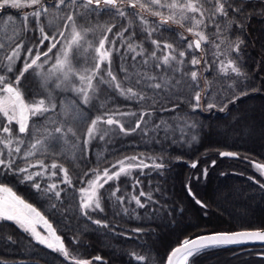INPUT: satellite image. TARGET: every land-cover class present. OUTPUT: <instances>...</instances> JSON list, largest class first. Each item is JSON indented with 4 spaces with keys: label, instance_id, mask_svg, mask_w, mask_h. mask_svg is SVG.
<instances>
[{
    "label": "trees",
    "instance_id": "obj_1",
    "mask_svg": "<svg viewBox=\"0 0 264 264\" xmlns=\"http://www.w3.org/2000/svg\"><path fill=\"white\" fill-rule=\"evenodd\" d=\"M213 1L197 0L204 11L203 17L188 13L189 19L184 20L176 13L175 21L179 22L167 23L152 13L172 15L169 8L153 5L150 0H138L135 8L129 7V0L123 3L118 0V7L125 12L122 17L110 7L102 12L84 9L79 0L76 5L68 0L60 7L56 6L57 0H40L38 5L20 0L21 7L9 4L0 8V76L19 88L27 103L44 99L55 104L52 112L38 119L32 117L25 134L18 132L15 121L9 125L0 114V131L8 126L13 135L24 139L23 145L17 147L19 152L16 148L2 150V158L11 152L15 166L27 168L29 174L38 170L41 175L34 180L42 190L38 191L33 182L24 179V173L4 167H0V184L10 186L52 222L67 252L65 256L39 244L14 221L0 220L3 264H76L81 260L91 264H165L170 251L183 240L224 229L230 217L216 202L228 188L214 185L264 181L253 166L254 162L264 163V7L244 6L237 14L221 15L215 9L210 10ZM142 4L148 7L142 8ZM41 8L48 11L41 12L37 19L33 13ZM70 14L74 21L67 20ZM192 17L202 19L203 23L194 27ZM73 24L81 39L69 50L71 76L80 88L86 87V80L80 81V76H93L88 104L83 103L81 93L70 89L69 83L56 87L54 79L46 76L69 49ZM41 27L55 41L50 39L40 45ZM190 27L193 32L188 31ZM196 32H203L207 40L201 42L200 49H189ZM105 36L103 51H111V56L101 63L97 72L96 49ZM153 40L161 47L152 44ZM238 41L244 42L239 46L240 53L245 55L250 50L251 54L259 55V60L235 61L242 73L239 76L230 68L221 70ZM52 42L57 47L48 54L47 63L41 56L38 64L42 67L34 66L26 72L17 86L16 77L24 64L30 63L37 51L47 52ZM18 44H22L19 49ZM164 44L173 48L166 50ZM28 48L33 49L31 56ZM13 50L19 53V58L9 61ZM168 51L176 56V61L164 65L162 57ZM153 52L156 59L152 58ZM180 52H185L183 58ZM193 57L200 63L192 65ZM181 59L183 63H177ZM157 63L161 64L159 69L155 67ZM109 70L116 76L115 81L108 75ZM192 71L197 72L195 81L191 79ZM116 84H120V89ZM154 84L161 87L155 88ZM128 88L137 95H122L121 89L126 92ZM197 92L201 93L199 107H195ZM242 92L247 95H241ZM209 103L216 107L209 110ZM142 113L148 114L139 129L125 133L118 125L101 122L94 130V138L84 145L91 121L97 117L106 120L111 116L125 129H133ZM57 127L63 131L57 133ZM101 136L104 138L100 139ZM44 138L45 144H41ZM223 150L235 151L239 156L223 158L220 155ZM133 156L137 157L136 161L126 159ZM140 161L149 167L133 168L105 183V169L112 175L120 167L127 168L129 163ZM33 162L36 166L29 167ZM194 162L196 168L191 167ZM154 163H162L164 167H152ZM53 164L57 167L53 168ZM61 169L67 170L70 184L63 182ZM98 176L95 201H99L103 211L95 209L94 204L92 209L82 210L81 189H89ZM52 184L57 185L55 191H61L59 198L44 191ZM192 184L204 186L195 192ZM189 187L194 195L189 193ZM117 188L119 191L114 196ZM141 191L144 196H140ZM133 196L139 197L144 207L138 206ZM120 197L124 198L123 202ZM199 199L202 204L197 203ZM84 211L88 214L84 215ZM96 220L101 224L94 223ZM243 247L249 246L207 248L189 258L188 264H251L263 259L252 253L229 251ZM141 256L145 258L143 261L137 259Z\"/></svg>",
    "mask_w": 264,
    "mask_h": 264
},
{
    "label": "snow or ice",
    "instance_id": "obj_2",
    "mask_svg": "<svg viewBox=\"0 0 264 264\" xmlns=\"http://www.w3.org/2000/svg\"><path fill=\"white\" fill-rule=\"evenodd\" d=\"M151 4L157 5L160 7H167L169 10L173 12L172 15L164 16L161 12L156 11L153 12L152 15L154 16H159L161 18V21L163 23H167L168 21H175V12L179 11L181 13L182 19L188 20L189 17L187 13H199L201 17L204 16V11L202 9V6L198 5L197 0H186L184 3L178 2V0H173V3L163 5L161 4V0H150ZM30 3L32 5H38L40 4V0H30ZM68 3V0H57L56 6L60 7L61 5H66ZM78 3V0H71L72 5H76ZM80 5L84 9H89L92 8L94 10H99V11H104L108 9L109 7L112 9H115L117 14L119 16H124L125 12L121 10L118 7V0H79ZM120 3H123V0H120ZM138 3V0H129V7L135 8ZM11 5L12 7H21L20 0H0V8ZM142 8H147V5H141ZM150 10V9H149ZM48 11L47 8H41L37 10L36 12L33 13V16L35 18H39L41 15V12L46 13ZM215 13L221 14V15H227V10L225 8V4L220 2V0H217V6L215 8ZM27 20V17L24 18ZM143 23L145 26H147V21L143 20L141 17ZM192 23L194 27H199L202 23L203 20H197L195 17H192ZM68 21H74L73 15H68L67 16ZM179 22V21H175ZM114 27V26H113ZM40 32L42 34V38L40 40V45H43L45 41L52 40L55 41V37H49L47 33L44 32L43 27H41ZM112 31V27L108 28V32ZM127 31V29H125ZM189 32H193V28L190 27L188 28ZM199 38L196 39L194 42L188 44V48L192 49L195 47V49H200L201 48V42L206 41L207 37L204 35L203 32H196L195 33ZM59 35H63V33H59ZM118 36L121 34H117ZM149 35H151V32H149ZM81 39V34L80 32L76 31L75 25L73 24V37L71 44L69 46V49H66L63 52V59H58L56 61V64L53 66V72L51 74H55L56 72L61 73L62 79L60 76L57 77L58 80H61L60 84H57V87H61L62 84L67 82L69 80V75L73 74V69L71 67V63L69 60V50L71 49L72 45H77ZM107 40V36H105L104 39H101L99 41V47L96 49V53L99 56V62L96 64V71L98 72L100 69V65L102 62L107 61L110 59L111 56V51H103L105 49V42ZM114 43V42H113ZM243 43L242 41H238L236 43L235 49L238 51L240 44ZM152 44L156 45L157 48H160L161 45L159 44L158 41L153 40ZM22 44H18L17 48H21ZM57 47L56 42H52L50 46L48 47L47 52H40L37 51L36 55L34 58L31 59L30 63H25L23 69L20 72V75L16 77V85L18 86L20 84L21 78L24 76L26 72H28L30 69H32L34 66L37 68H41L42 65L38 64V61H40L41 56L45 58L44 62L47 63V58L48 54L52 52L54 48ZM164 49L166 50H171L173 46L171 44H164L163 45ZM217 47H219L217 45ZM129 51L133 50V47L131 44L128 45ZM28 55L31 56L33 49L28 48L27 49ZM152 58L156 59V53L153 52ZM179 56L183 58L185 56V52H180ZM13 57H16L17 59L19 58V53L16 50H13L12 55L8 57V60L11 61ZM133 60L136 59L135 56L132 57ZM171 61H176V56L172 55L171 51H168L165 55L162 57V63L164 65H169ZM145 63H147V60H145ZM177 63L182 64L183 61L182 59L178 61ZM200 63L199 59H196L193 57L191 60L192 65H197ZM157 69L161 67L160 63H157L155 65ZM231 69L232 72L236 73L238 76L242 75L240 72V69L235 65V62L232 60H229L227 62V66H224L223 64L221 65V70L222 71H227L228 69ZM11 71V68L8 69ZM179 71V68L176 69ZM108 75L111 76L112 81L116 80V76L112 75L111 71L109 70ZM80 81L84 82L86 80V87L85 88H75L74 90L78 93H81L83 96V103L88 104L90 102V96H89V90L93 89V76H89L85 78L84 76L79 77ZM154 79V78H152ZM191 79L195 81L197 79V72L192 71L191 72ZM0 84L3 85L2 88H0V93H4V95H0V114L3 115V117L7 118L8 124L10 125L13 121H16V123L19 125L18 131L19 133H25L28 131V121L29 117H37V116H43L45 113L49 112L51 109L55 108V104H51V108L45 106V100L41 99L38 102L27 104L25 103L23 99V94L19 90L18 87H14L12 83L10 82H5V77L0 76ZM155 88H160L161 84H154L152 85ZM116 87L120 89V84H116ZM231 87V86H229ZM121 94L126 95V94H131V95H137L132 91L131 88H128L127 91L125 92L123 89H121ZM241 95H247L246 92H242ZM239 97H236L235 99H238ZM201 100V93L197 92L195 94V107H199ZM231 102H234L231 101ZM227 105H225L226 107ZM208 109L211 110L216 107L214 103H209L207 105ZM223 111L224 109H220ZM148 113H142L141 120L136 122V127L133 129H125L124 125L120 123L119 120L113 119L111 116H109L106 120L103 117H97L96 119L91 121V126L87 130V135L84 139V145L87 146L90 143V138H94V130L96 129V126L103 122L106 123L107 125H118L119 130L121 132L127 133L128 131H135L136 129H139L141 127V123L143 120V117L146 116ZM159 127V126H157ZM194 127V125H193ZM57 133H61L63 131L62 128L57 127L55 129ZM68 132H71V129H67ZM3 132L4 133H10V128L8 126L3 127ZM104 137L101 136L100 139H103ZM195 139V137H193ZM39 142V141H38ZM7 146V145H6ZM35 147V145H33ZM16 152H19L20 149L16 148ZM31 153H29L30 155ZM3 153H0V157H3ZM12 153L9 152L7 155V158H0V167L8 168L10 170L14 169L16 171H19L20 173H24V179L27 181L33 182V186L38 190L41 189V185L39 183H36L34 180L35 176L41 175V173H28L27 168H20L15 166V161H13L11 157ZM221 156L224 157H235L238 154L237 153H231V152H221ZM127 160L130 161H136L137 157L133 156L130 158H126ZM120 164H123L124 161L118 162ZM215 163V162H213ZM257 167L260 171L261 174H264V164H256L254 165ZM53 168H56L57 165L53 164ZM147 168L149 167L148 164L143 163V161H140L139 163H129L127 168L125 167H120L119 172H113L112 175H108V169L104 170V176L106 177L105 183L108 181H111L113 179H118L122 173L126 174L129 170L133 168ZM152 167H155L157 169L163 168L164 165L162 163H154ZM191 167L196 168L197 164L193 163ZM61 171L64 173V183L70 184L71 181L68 179V173L66 169H61ZM205 170V174H206ZM55 175V173H53ZM100 177H97V180H99ZM137 184H139V181H137ZM100 187H103V185H99ZM264 187V185H261ZM57 188V185L52 184L49 185L47 189H44L45 192H53L56 198H59L61 195V191H55ZM81 191H84V189H81ZM119 191V188H117L114 192L113 195L115 196L116 192ZM0 192L3 193H8L7 198H0V220H7V221H14L23 231L28 232L31 234V236L38 242L39 244L46 245L47 248L53 249L59 253H63L65 256L67 255V252L65 250V247L63 243L61 242V239L59 236L55 235V231L51 229V225L48 224L46 220H44L43 216L35 208L32 207L31 204L26 203L24 200H22L20 197L16 196L15 193L12 192L11 188H8L4 185H0ZM189 193H191V189L189 187ZM145 193L143 191L140 192V196H144ZM194 195V194H192ZM121 202H123V197L119 198ZM133 200H135L136 204L140 207H144V205L141 203V200L137 196L132 197ZM150 199V197H149ZM197 203H201V201L197 200ZM93 204L95 209H99L103 211L101 208V205L99 201H93L92 197L90 196L86 202H83L81 204L82 210H88L93 208ZM84 215H87V211L83 212ZM37 221H42L43 224L52 232V235L56 241V243L49 242L48 238L41 235L40 232L36 230L35 224ZM96 224H101V221L96 220L94 221ZM106 226V225H105ZM139 231V229L137 230ZM10 239V238H9ZM247 241H264V231L262 230H255V231H238V232H221V233H215V234H210V235H202L198 236L195 239H185L183 241V244L174 249L172 253L168 256L167 259V264H173V257H175L178 253L183 254V262L184 264H188L189 258H194L195 256L199 255L203 250L211 247H221V246H227V245H232V244H240L244 243ZM96 260H99L100 257H95ZM140 261H143L145 258L144 257H138L137 258ZM0 264H3V261H0ZM76 264H91V261L88 260H81L77 261Z\"/></svg>",
    "mask_w": 264,
    "mask_h": 264
},
{
    "label": "flooded vegetation",
    "instance_id": "obj_3",
    "mask_svg": "<svg viewBox=\"0 0 264 264\" xmlns=\"http://www.w3.org/2000/svg\"><path fill=\"white\" fill-rule=\"evenodd\" d=\"M220 2L225 4L227 13L237 14L244 6L255 8L257 6L263 5L264 0H220ZM217 6V0L211 2L210 10L215 9ZM264 12V11H263ZM255 26V25H254ZM244 43V42H243ZM236 46V45H235ZM234 52L226 56V62L232 61H255L259 60V55H254L250 53L243 55L241 51H237L235 47ZM238 53V54H237ZM264 164V163H261ZM260 174L262 180H264V174L256 169ZM264 181L252 182V183H239V184H217L214 186H222L228 188L222 193V198L218 199L216 203L222 205V210L227 213V222H225L224 229H217L215 231L209 232H231L244 229H259L264 228ZM195 189L193 191L198 192L202 189V184H194ZM201 201V199H199ZM216 203H212L216 205ZM202 204V201H201ZM206 234V233H205ZM207 235V234H206ZM230 253L247 252L257 255L261 261L251 264H264V246L262 247H243V248H230ZM226 264H244V263H226Z\"/></svg>",
    "mask_w": 264,
    "mask_h": 264
},
{
    "label": "rangeland",
    "instance_id": "obj_4",
    "mask_svg": "<svg viewBox=\"0 0 264 264\" xmlns=\"http://www.w3.org/2000/svg\"><path fill=\"white\" fill-rule=\"evenodd\" d=\"M164 0H161V4H171V3H173V0H169V2H165ZM179 2V1H178ZM181 3V2H180ZM170 12H171V14H173V12L170 10ZM178 14V15H180L181 16V13L179 12V11H176L175 12V14ZM188 14V13H187ZM191 14V13H190ZM182 17V16H181ZM192 37H194V40H196V39H198L199 37L194 33V35L192 36ZM225 66H227V62L225 63ZM52 72H53V70H52ZM51 71L50 72H47L46 73V76L49 78V79H54V86H56L57 87V84H60L61 83V80H58L57 79V77L58 76H60L61 77V79H62V75H61V73H59V72H56L54 75L53 74H51L52 73ZM70 84L71 86H70V89H72L73 91H74V89L75 88H80L79 87V83H77L73 78H72V76H71V74L69 75V80L67 81V82H65L64 84H62V85H66V84ZM0 95H4V93H0ZM38 102V101H37ZM28 104H31V103H28ZM45 106H47V107H50L51 108V103L50 104H48L46 101H45ZM50 112H52V109L50 110ZM39 117H42V116H37V117H35L36 119H38ZM6 118V117H5ZM6 120H7V118H6ZM16 122V121H15ZM35 132V131H34ZM45 138L44 139H42L41 140V144L42 143H44L45 144ZM23 143H24V139H22V138H20V137H18V136H16V135H13V133H4L3 132V129L0 131V153L2 152V150H5V149H11V148H17V147H19V146H21V145H23ZM7 145V146H6ZM0 158H2V157H0ZM33 164H36V163H32V164H30V166L29 167H34V166H36V165H33ZM256 164H261L260 162H254L253 163V166L254 165H256ZM32 167V168H33ZM255 169H257V167H255ZM259 170V169H258ZM33 173H37L38 172V170H31ZM100 180V179H99ZM99 180H95L92 184H91V186L89 187V189H86V190H84L83 191V202H86L87 201V199L91 196L92 197V199H93V201H95V198H96V190H97V187H98V182H99ZM192 185H194V184H192ZM194 189H195V187H194ZM0 198H7V196H6V194L4 195V194H2V193H0ZM35 227H36V230L38 231V232H40L41 233V235H43V236H45V237H47L48 238V240H49V242H51V240H50V238H49V236L46 234V233H44V231L41 229V227L39 226V224H35ZM184 264V263H183Z\"/></svg>",
    "mask_w": 264,
    "mask_h": 264
},
{
    "label": "water",
    "instance_id": "obj_5",
    "mask_svg": "<svg viewBox=\"0 0 264 264\" xmlns=\"http://www.w3.org/2000/svg\"><path fill=\"white\" fill-rule=\"evenodd\" d=\"M194 41H195V40H194ZM13 86L16 87L14 84H13ZM23 97H24V96H23ZM23 99H24L25 103H27L26 99H25V98H23ZM27 104H28V103H27ZM31 118H32V117L30 116V117H29V121H28V128H29V126H30ZM16 124H17V123H16ZM18 128H19V125L17 124V129H18ZM18 132H19V131H18ZM25 133H26V132H25ZM25 133H20V134H25ZM222 152L237 153V152H235V151H231V150H223ZM237 154H238V153H237ZM238 156H239V155H237V156H235V157H224V156H222V157H223V158H231V159H235V158H237ZM194 163L197 164V162H194ZM0 185H4V186H6V187H8V188H11L10 186L5 185V184H0ZM11 189H12V188H11ZM12 192L15 193V192L13 191V189H12ZM2 193H3V192H2ZM4 194H6V196L8 197V193H4ZM15 195L18 196V197H20L22 200H24V201L26 202V200L23 199V198H22L21 196H19L18 194L15 193ZM26 203L31 204V203H29V202H26ZM31 205H32L33 208H35V209L37 210V212H39V213L41 214V216H43L44 220H46V221L48 222V224L51 225V229L55 231V235L60 237V235L57 233L56 229L54 228L52 222H50V220H48V218H47L42 212H40V210L37 209V207H35L33 204H31ZM36 223L39 224V226L44 230V233H46V234L49 236L51 242H52V243H56V241H55V239H54V237H53V235H52V232H51V231H50V230H49V229L43 224V222H42V221H37ZM255 230H262V231H264V228H259V229H244V230H237V231H231V232H238V231H255ZM231 232H229V233H231ZM215 233H221V232L207 233V235L215 234ZM202 235H206V234H202ZM202 235H197L196 237H198V236H202ZM196 237H193V238H190V239H195ZM60 239H61V242L63 243V245H64V247H65V243H64V241L62 240L61 237H60ZM183 241H184V240H183ZM183 241H182L180 244H178L176 247H174V248L170 251V253L168 254V256L172 253V251H173L174 249L180 247V246L183 244ZM259 244H260V245H264V241H247V242H244V243H240V244H232V245H235V246H253V245H259ZM227 246H228V245H227ZM168 256L166 257L167 259H168ZM167 259H166L165 264H167ZM183 263H184V262H183V254H182V253H178L175 257H173V264H183Z\"/></svg>",
    "mask_w": 264,
    "mask_h": 264
}]
</instances>
